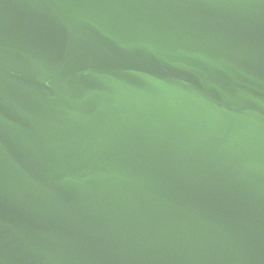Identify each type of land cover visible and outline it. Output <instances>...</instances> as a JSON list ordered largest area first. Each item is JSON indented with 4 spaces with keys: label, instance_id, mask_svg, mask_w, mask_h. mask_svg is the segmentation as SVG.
Listing matches in <instances>:
<instances>
[{
    "label": "water",
    "instance_id": "obj_1",
    "mask_svg": "<svg viewBox=\"0 0 264 264\" xmlns=\"http://www.w3.org/2000/svg\"><path fill=\"white\" fill-rule=\"evenodd\" d=\"M0 264H264V0H0Z\"/></svg>",
    "mask_w": 264,
    "mask_h": 264
}]
</instances>
